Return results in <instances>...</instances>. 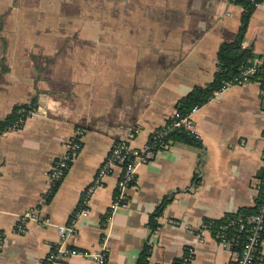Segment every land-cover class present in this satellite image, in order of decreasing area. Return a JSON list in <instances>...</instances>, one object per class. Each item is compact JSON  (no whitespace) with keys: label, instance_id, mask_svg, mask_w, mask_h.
Returning a JSON list of instances; mask_svg holds the SVG:
<instances>
[{"label":"crops","instance_id":"obj_1","mask_svg":"<svg viewBox=\"0 0 264 264\" xmlns=\"http://www.w3.org/2000/svg\"><path fill=\"white\" fill-rule=\"evenodd\" d=\"M0 120L37 98L24 127L0 137V264H43L60 243L59 227L80 208L113 145H146L195 86L214 79L217 53L239 30L244 9L231 0H0ZM264 57V1L244 39ZM256 58V59H257ZM195 146L169 140L137 168L126 205L109 220L121 177L117 168L78 221L70 247L104 242L108 264H175L193 248L192 264H230L232 254L199 226L258 204L264 180V99L255 81L216 92L194 114ZM84 128L82 149L50 202L48 173L65 143ZM172 201L151 230L150 216ZM37 209L52 224L22 213ZM264 264V239L261 246ZM55 264H93L72 257Z\"/></svg>","mask_w":264,"mask_h":264},{"label":"built area","instance_id":"obj_2","mask_svg":"<svg viewBox=\"0 0 264 264\" xmlns=\"http://www.w3.org/2000/svg\"><path fill=\"white\" fill-rule=\"evenodd\" d=\"M238 1L231 0V3L237 4ZM253 81L260 86V94L264 99V57L255 59L245 69L241 70L234 80L227 82L219 92L222 93L233 86L245 85ZM199 109L200 107L194 108L185 117L175 111L169 122L163 128L152 133L149 142L143 147H132L127 140L117 141L104 160L94 181L84 192L80 208L74 214L73 219L68 224L59 227L60 243L49 253L43 264H55L72 257L90 259L93 264H108V248L104 242L98 249L84 250L70 247L67 244L68 237L76 232L80 219L90 216L92 197L104 186L106 178L112 175L117 168L121 169V177L109 212V220L115 211L126 205L127 192L136 183L137 168L142 164L149 163L160 149L167 146L168 142H164V140L172 131L184 128L189 133L199 137L193 118ZM25 123L24 119L21 118L3 135L22 129ZM85 133V129L80 127L66 141L64 154L55 161L48 173L49 189L42 197L43 203L48 202L66 177L71 163L82 149ZM262 159L264 161V153ZM258 194L260 205L256 213L239 215L236 219H230L216 228L205 221H202L199 226L201 231L210 232L222 248L231 252L230 264H259L261 261V246L264 239V180L260 181L258 185ZM31 221L42 222L44 225L52 224L51 219H43L37 209H30L20 215L16 226L17 233H26ZM1 247L2 238L0 237V249ZM194 257V249L188 248L181 259V264H192Z\"/></svg>","mask_w":264,"mask_h":264},{"label":"trees","instance_id":"obj_3","mask_svg":"<svg viewBox=\"0 0 264 264\" xmlns=\"http://www.w3.org/2000/svg\"><path fill=\"white\" fill-rule=\"evenodd\" d=\"M262 1L263 0H239L237 2V5L244 9L238 33L232 41H226L221 44L217 53L218 69L214 75L213 81L206 86H195L185 97L178 101L176 111H178L182 117L189 115L194 108H201L206 105L214 98L216 92L220 91L227 82L234 80L241 70L245 69L257 58L252 48L244 47V39L256 5ZM37 108V98H34L29 104L14 106L12 112L6 118L0 120V137L21 118L26 122L28 118L35 113ZM169 140H178L195 146L202 145V141L199 137L189 133L184 128L172 131L165 138L164 142H168ZM51 199L52 198H50L48 202H50ZM171 201L172 197L167 196L150 216L149 225L152 231L160 226L158 218L163 214ZM259 205L260 201L254 208L243 209L239 211V213L227 216L224 219H206L205 222L216 228L225 224L226 221L230 219H236L239 215L256 213L259 209ZM150 256L151 246L147 245L141 254L138 264H149ZM175 264H181V260L176 261Z\"/></svg>","mask_w":264,"mask_h":264},{"label":"rangeland","instance_id":"obj_4","mask_svg":"<svg viewBox=\"0 0 264 264\" xmlns=\"http://www.w3.org/2000/svg\"><path fill=\"white\" fill-rule=\"evenodd\" d=\"M4 10H5V4H0V14H4ZM2 18V17H0ZM0 24H2V21H0Z\"/></svg>","mask_w":264,"mask_h":264}]
</instances>
